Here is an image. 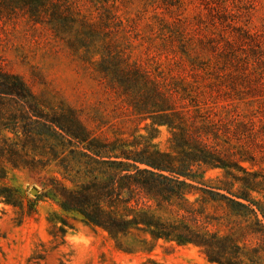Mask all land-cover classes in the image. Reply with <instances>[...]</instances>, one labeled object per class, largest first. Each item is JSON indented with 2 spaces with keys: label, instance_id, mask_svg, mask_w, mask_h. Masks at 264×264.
Here are the masks:
<instances>
[{
  "label": "rangeland",
  "instance_id": "374dc122",
  "mask_svg": "<svg viewBox=\"0 0 264 264\" xmlns=\"http://www.w3.org/2000/svg\"><path fill=\"white\" fill-rule=\"evenodd\" d=\"M121 176L143 220L264 264V0H0V264H210L61 208Z\"/></svg>",
  "mask_w": 264,
  "mask_h": 264
},
{
  "label": "trees",
  "instance_id": "16d2710c",
  "mask_svg": "<svg viewBox=\"0 0 264 264\" xmlns=\"http://www.w3.org/2000/svg\"><path fill=\"white\" fill-rule=\"evenodd\" d=\"M125 171L128 169L124 168ZM130 176H121L119 177V181L122 184H125V180L130 183L128 180ZM132 185L136 188L148 189L147 184L142 181H137L133 179V184H129L125 186L127 188L128 196L126 199L122 200L120 198V187L114 189V204H111V200L108 198H100L105 197L106 189L100 186L96 192V197H91L90 191L86 194H79L78 191H72V196H76L71 198L70 200H61L60 206L66 212H77L81 214L85 221L91 225L92 227H100L107 231L111 237L116 238V236L120 234H126L129 229H142L145 233H148L152 239L154 240H163L169 243H175L177 245H185L188 243H192L199 247L201 254L204 256L205 260L210 264H241L239 258L240 249L239 246L232 243L229 246L231 254L234 255L235 260H228L223 261L219 258V253L223 252L226 249V246L221 243L222 241L219 240L216 236L209 235L201 229L204 227L200 224H196L197 229H187L189 231L188 234H183L178 232L175 225L167 222L162 221H151V220H143L140 218L139 207L135 198L133 196L134 190L132 189ZM145 185V186H144ZM104 195V196H103ZM79 196V197H78ZM2 192H0V199H4L5 203H12L11 200ZM110 203H107V207L109 208L106 210L104 208V203L106 200ZM113 201V200H112ZM134 202V203H133ZM86 203H91L93 205L94 211L90 212L86 210L84 207ZM120 207H123L122 210ZM216 247L219 252H215L213 248Z\"/></svg>",
  "mask_w": 264,
  "mask_h": 264
},
{
  "label": "water",
  "instance_id": "95a60500",
  "mask_svg": "<svg viewBox=\"0 0 264 264\" xmlns=\"http://www.w3.org/2000/svg\"><path fill=\"white\" fill-rule=\"evenodd\" d=\"M37 191L35 188L31 189V194H35Z\"/></svg>",
  "mask_w": 264,
  "mask_h": 264
}]
</instances>
